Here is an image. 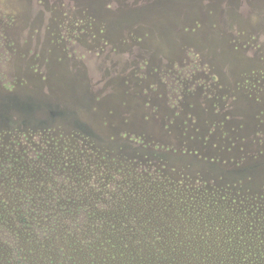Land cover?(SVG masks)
Wrapping results in <instances>:
<instances>
[{
	"label": "rangeland",
	"instance_id": "1",
	"mask_svg": "<svg viewBox=\"0 0 264 264\" xmlns=\"http://www.w3.org/2000/svg\"><path fill=\"white\" fill-rule=\"evenodd\" d=\"M0 119V264H79L78 191L171 219L198 259L264 251V0H0ZM30 200L49 219L21 222Z\"/></svg>",
	"mask_w": 264,
	"mask_h": 264
},
{
	"label": "trees",
	"instance_id": "2",
	"mask_svg": "<svg viewBox=\"0 0 264 264\" xmlns=\"http://www.w3.org/2000/svg\"><path fill=\"white\" fill-rule=\"evenodd\" d=\"M1 123L4 121L1 120ZM3 121V122H2ZM18 122H11L12 125H17ZM5 124V123H4ZM8 127V126H7ZM33 164L32 162L29 163L31 166ZM79 193V227L74 226V230L78 231L76 228L79 229V244L75 243L74 241L69 242L70 247H74L73 253L79 252V264H113V262H116L117 264H217V260H209V254L208 249L210 246L206 245V242H202L200 245L201 253L199 254L200 258L198 259L196 257L195 250L198 252V248L194 247L192 245V242L187 238L179 237L180 231L176 229L171 219H166L164 223H162L161 226H159L158 222H156L155 226L152 228L147 223L151 221V217L149 216L148 212L146 211H131L130 209L125 208V205L122 204L118 209H112V211H104L105 208H101L102 205H104V200L106 198L105 194L104 196H101L100 198L96 199V197H88L85 198V192L84 191H78ZM84 193V194H83ZM112 197V196H111ZM95 199V200H94ZM121 198L115 197L111 199V203L113 202H120ZM51 200L54 201V207L62 208L64 205H58L60 202L57 194L52 196ZM33 200H30V202L25 203V212L21 213V215L18 217L21 222L29 223L33 222L37 218H44L49 219L46 217L48 214L47 212L42 209V205L36 204L37 210L31 209V211L28 208V205L31 204ZM45 203L43 202V205ZM102 204V205H101ZM124 206V207H123ZM70 208V207H69ZM186 213H184L185 219H186ZM3 220L6 219V214L1 215ZM16 223H13L11 226L13 229H18V221L14 218H12ZM90 219V220H89ZM3 223V221L1 220ZM158 225V227H156ZM102 228L101 234L103 236V241L99 240V234H94L95 230ZM187 228V226H185ZM115 230L118 231V234L121 235L120 243L114 245L113 242L115 238H111L113 235V232ZM151 231L152 234L156 235L158 238L157 245L160 247L159 253L162 254L161 257L158 255H152L151 253H148L146 257L142 258L139 255L138 249L139 246H142L143 239L140 237V234H149ZM189 228L186 229V233L188 234ZM191 233V231H190ZM36 237L37 243L35 246L38 249L40 253L44 251H48V245L38 243L39 237L42 241L47 239L49 236L53 238L52 236V230L47 228H38L36 232H34ZM76 233L71 234L69 237L72 239L74 238ZM90 234L93 235L95 240L90 241ZM257 234V233H256ZM189 235V234H188ZM246 240L250 236L254 237V234L252 232H248L243 235ZM76 237V236H75ZM74 240V239H73ZM97 240H99L102 243H97ZM113 240V242H112ZM53 243V241H52ZM54 245V244H53ZM110 246L111 249H116L119 251V258L121 260H117L116 257L113 255V257H110L111 255H107L108 258L104 257L101 260L95 259L92 256V253L95 251L100 250L102 247ZM84 249L90 251V253L86 254L84 252ZM147 249H150L147 247ZM169 251L168 256L163 254V252ZM246 250L248 252L246 255H241L242 253H245ZM16 252V251H15ZM21 251H18V254H16L15 258L9 257V251H7V255L5 258L4 264H30L28 261H24L21 258ZM129 253V254H127ZM238 263L237 264H264V251L260 247H252L250 245H245L243 249L241 248L239 252ZM153 257H152V256ZM202 256V258H201ZM110 257V258H109ZM155 257V258H154ZM15 259V260H14ZM33 262H42V258L40 260L38 258L32 259ZM49 260V261H47ZM232 261L233 264H235L234 258L228 259V261ZM14 261V263H13ZM230 261V262H231ZM53 260L50 258H45L43 263L46 264H52ZM76 261H74V258L69 256L65 257L63 256V260H61L60 264H76ZM222 264H225L226 260L221 259ZM40 264V263H39ZM232 264V263H231Z\"/></svg>",
	"mask_w": 264,
	"mask_h": 264
}]
</instances>
